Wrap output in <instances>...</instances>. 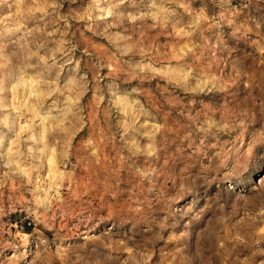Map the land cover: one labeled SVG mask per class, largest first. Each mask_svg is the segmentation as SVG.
I'll list each match as a JSON object with an SVG mask.
<instances>
[{
  "label": "rangeland",
  "instance_id": "obj_1",
  "mask_svg": "<svg viewBox=\"0 0 264 264\" xmlns=\"http://www.w3.org/2000/svg\"><path fill=\"white\" fill-rule=\"evenodd\" d=\"M181 253L264 264V0H0V264Z\"/></svg>",
  "mask_w": 264,
  "mask_h": 264
},
{
  "label": "crops",
  "instance_id": "obj_2",
  "mask_svg": "<svg viewBox=\"0 0 264 264\" xmlns=\"http://www.w3.org/2000/svg\"><path fill=\"white\" fill-rule=\"evenodd\" d=\"M198 261L199 258L197 256L194 257L193 253L188 254V256L181 253L180 256L177 257L176 262H174V264H209L208 260L206 262L202 261L201 263H199Z\"/></svg>",
  "mask_w": 264,
  "mask_h": 264
},
{
  "label": "trees",
  "instance_id": "obj_3",
  "mask_svg": "<svg viewBox=\"0 0 264 264\" xmlns=\"http://www.w3.org/2000/svg\"><path fill=\"white\" fill-rule=\"evenodd\" d=\"M24 230L26 231V233H29L31 229H30L29 227H26V226H25V227H24Z\"/></svg>",
  "mask_w": 264,
  "mask_h": 264
},
{
  "label": "built area",
  "instance_id": "obj_4",
  "mask_svg": "<svg viewBox=\"0 0 264 264\" xmlns=\"http://www.w3.org/2000/svg\"><path fill=\"white\" fill-rule=\"evenodd\" d=\"M27 226H29V223H27ZM23 227L21 226L20 229H22Z\"/></svg>",
  "mask_w": 264,
  "mask_h": 264
}]
</instances>
